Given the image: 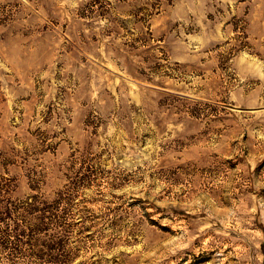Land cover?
<instances>
[{
    "label": "rangeland",
    "instance_id": "1",
    "mask_svg": "<svg viewBox=\"0 0 264 264\" xmlns=\"http://www.w3.org/2000/svg\"><path fill=\"white\" fill-rule=\"evenodd\" d=\"M0 264H264V0H0Z\"/></svg>",
    "mask_w": 264,
    "mask_h": 264
}]
</instances>
